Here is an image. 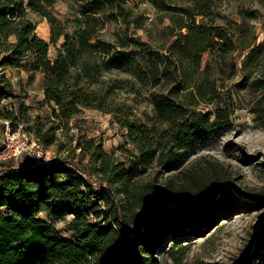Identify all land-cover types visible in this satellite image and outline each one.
Segmentation results:
<instances>
[{
    "label": "trees",
    "instance_id": "obj_1",
    "mask_svg": "<svg viewBox=\"0 0 264 264\" xmlns=\"http://www.w3.org/2000/svg\"><path fill=\"white\" fill-rule=\"evenodd\" d=\"M57 1L0 0V68L21 69L28 63L32 72L42 75L44 104L51 110L52 123L58 124L45 129L39 119L25 130L50 146L57 141V130L75 122L80 162L9 167L1 174L0 264H152L170 235L174 241L188 239L207 230L221 211L225 219L230 217L234 205L229 197L222 199L219 209L205 207L216 203L222 176L213 166L202 169L185 163L209 134L230 127L233 112L226 105L211 112L197 110L185 105L180 95L193 94L190 70L200 71L204 54L216 51L227 56L237 45L199 25L196 15L210 14L200 1L199 14L171 18L185 33L180 32L182 38L167 54L147 51V44L133 40L135 52L143 53L141 64L134 56L124 58L122 38L115 45L98 35L101 16L116 9L115 0H67L77 4L83 16L72 36L50 13ZM29 12L50 23L49 42L37 35ZM60 40L61 47L51 58L50 46ZM239 45L243 52L250 48ZM123 65L150 90L172 87L166 94L151 93L153 116L145 120H132L133 115L109 103L114 90L105 89L103 77L123 71ZM197 93L202 96L200 86ZM12 95L11 83L0 77V106ZM84 109L113 114L135 152L125 150L120 159L104 151L102 144L84 139L77 119ZM25 115L24 110L20 114L0 108V117L13 129L19 122L28 123ZM88 157L93 168L83 164ZM152 172L154 177L147 180ZM164 175L167 178L159 184ZM87 176L97 178L99 186ZM182 200L190 207L168 205ZM59 221H68L70 238L58 232Z\"/></svg>",
    "mask_w": 264,
    "mask_h": 264
},
{
    "label": "rangeland",
    "instance_id": "obj_2",
    "mask_svg": "<svg viewBox=\"0 0 264 264\" xmlns=\"http://www.w3.org/2000/svg\"><path fill=\"white\" fill-rule=\"evenodd\" d=\"M200 1L210 8L209 15H196L201 11ZM115 5L116 9L101 16L96 28L106 42L117 45L118 39L124 40L126 60L134 56L141 64L144 62L143 53L135 52L133 40L147 44V51L167 54L171 44L182 38L180 32L185 33L174 26L171 18L185 12L187 16L196 15L199 25L209 26L214 34L227 36L237 45L236 51L227 56L216 51L204 54L200 71L190 70L193 94L180 95L185 105L197 110L211 112L226 105L233 112L230 127L209 134L185 163L202 169L213 166L216 174L222 176L223 186L215 197L216 203L210 202L205 207L219 209L222 199L229 197L234 205L230 217L225 219L221 211L214 223L198 236L174 241L170 235L163 243L164 251L153 256L152 264H264V0H115ZM79 10L77 4L58 0L50 13L66 24L72 36L78 19H83ZM28 16L35 22L37 35L49 42L48 20L32 12ZM62 42L50 46L51 58L56 56ZM240 42L250 48L241 51ZM2 76L11 83L13 95L0 108L20 114L24 110L28 123L19 122L13 129L0 117V176L9 167L61 163L67 159L80 162V151L75 148L80 133L75 122L57 130V141L50 146H43L25 130L39 119L45 123V129L58 124L52 123L51 110L44 104L42 75L32 72L27 63L21 69L0 68ZM103 80L105 89L114 90L109 103L116 110L133 115L132 120L153 116L151 93L166 94L172 88L150 90L127 72L124 65L123 71L105 74ZM198 86L202 96L197 93ZM77 119L82 124L83 138L102 144L104 151L120 159L125 157V150L135 152L126 143V129L119 126L113 114L84 109ZM83 164L94 167L89 157ZM154 175L155 172L149 174L147 180ZM166 178L160 176L159 184ZM90 181L97 187L100 184L95 177ZM177 205L187 208L190 202L182 200ZM40 218L46 219L43 214ZM140 226L142 230L143 226L137 225ZM56 227L62 236L71 237L68 221H59Z\"/></svg>",
    "mask_w": 264,
    "mask_h": 264
},
{
    "label": "water",
    "instance_id": "obj_3",
    "mask_svg": "<svg viewBox=\"0 0 264 264\" xmlns=\"http://www.w3.org/2000/svg\"><path fill=\"white\" fill-rule=\"evenodd\" d=\"M41 164H42V163H41ZM170 204H171V205H177V203L175 204V203H171V202H170L168 205H170ZM177 206H178V205H177ZM139 229L141 230V226H140Z\"/></svg>",
    "mask_w": 264,
    "mask_h": 264
}]
</instances>
